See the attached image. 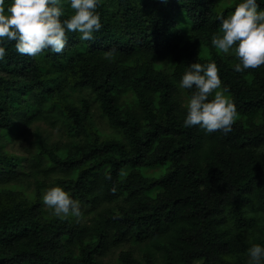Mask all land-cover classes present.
<instances>
[{
	"label": "trees",
	"instance_id": "trees-1",
	"mask_svg": "<svg viewBox=\"0 0 264 264\" xmlns=\"http://www.w3.org/2000/svg\"><path fill=\"white\" fill-rule=\"evenodd\" d=\"M241 2L100 0L90 41L68 32L62 54L36 58L4 45L0 264H247V250L264 246V65L236 72L234 52L211 44ZM212 61L237 108L227 134L184 126L182 76ZM93 102L114 134L98 129ZM24 141L25 153L12 150ZM52 184L88 217L50 213Z\"/></svg>",
	"mask_w": 264,
	"mask_h": 264
},
{
	"label": "clouds",
	"instance_id": "clouds-1",
	"mask_svg": "<svg viewBox=\"0 0 264 264\" xmlns=\"http://www.w3.org/2000/svg\"><path fill=\"white\" fill-rule=\"evenodd\" d=\"M73 10L65 16L62 0H13L6 6L0 0V61L7 55L4 45L14 42L21 55L36 58L45 51L62 54L68 45V32L79 33L81 41H90L102 28L97 11L100 0H68ZM167 3V0H161ZM220 27L211 38V44L220 52L232 50L236 59V72L257 69L264 65V10L257 0H243L226 18L219 17ZM117 55L114 49L103 53L107 60ZM218 67L210 63H192L182 76L180 87L191 91L187 103L185 127L199 126L206 134L232 131L238 115L235 102L225 95L221 87ZM211 97V98H210ZM118 175H127L122 168ZM105 178L111 180L106 173ZM115 192V186L112 188ZM43 203L53 215L60 218L83 217L81 203L71 194L56 186L45 190ZM247 264H264V246L253 244L248 250Z\"/></svg>",
	"mask_w": 264,
	"mask_h": 264
},
{
	"label": "rangeland",
	"instance_id": "rangeland-1",
	"mask_svg": "<svg viewBox=\"0 0 264 264\" xmlns=\"http://www.w3.org/2000/svg\"><path fill=\"white\" fill-rule=\"evenodd\" d=\"M88 98H90L92 100L91 97H89V95H86ZM92 110L94 112V117H95V123L98 127V129L104 134V135H111V134H114L115 132L110 128V126L107 124V122L100 116V112L98 110V105L96 103L93 102V106H92ZM40 128H41V131L44 133V134H47L48 137L51 138V140L55 141L57 139H61L62 135H63V132H61L60 130L58 129H51L50 127H47L43 124H39ZM64 136V135H63ZM29 139L31 138L30 135H28ZM29 144V143H28ZM25 141L24 142H20L19 144H16L14 147H12V150L13 151H17L18 153H25V147L26 145H28ZM51 187H55L54 184L50 185L49 188ZM46 190V189H45ZM44 190V192H45ZM43 192V194H44ZM45 206V205H44ZM46 209H48V211L50 213L51 210L45 206ZM82 212H83V217L81 219H79V221H82L84 219H86V217H88V211L87 210H84V209H81ZM108 258H111V256H108ZM106 261H109L106 260Z\"/></svg>",
	"mask_w": 264,
	"mask_h": 264
}]
</instances>
